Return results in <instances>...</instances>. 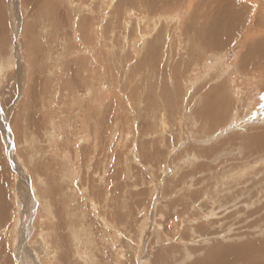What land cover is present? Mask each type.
<instances>
[{
	"label": "rangeland",
	"instance_id": "rangeland-1",
	"mask_svg": "<svg viewBox=\"0 0 264 264\" xmlns=\"http://www.w3.org/2000/svg\"><path fill=\"white\" fill-rule=\"evenodd\" d=\"M71 1H0V264H243L224 249L244 244L264 264V94L240 67L264 0L216 50L200 28L224 1L173 0L180 28L141 51L142 5ZM210 90L223 116L204 122Z\"/></svg>",
	"mask_w": 264,
	"mask_h": 264
},
{
	"label": "bare ground",
	"instance_id": "bare-ground-1",
	"mask_svg": "<svg viewBox=\"0 0 264 264\" xmlns=\"http://www.w3.org/2000/svg\"><path fill=\"white\" fill-rule=\"evenodd\" d=\"M1 1V0H0ZM31 1V0H28ZM73 1V0H72ZM71 1V2H72ZM76 1V0H75ZM173 0H122V2L124 4L127 5H131L136 6V5H142L146 11L143 13L144 17L146 16L148 21H146L145 24V30L144 33H138L137 38H134L133 41L131 42L132 48L134 50L137 51H141L144 47V44H146L145 42H147V39L150 35L151 30L157 29L156 25L157 24H161V21H163L164 19L166 20H172L175 22V25H173V28L175 30L178 31V28H180V20H179V15L178 14H182L181 12L177 13V10H175V8L177 7V5L172 3ZM224 1V6L222 5L220 8V10L223 11V15L221 16V19L218 20V18L216 17V15H212V16H208V27L207 26H203L200 28V36L199 39L202 40L203 42L208 44V47L210 49H219V47H221L223 44L222 43H218L219 39H222V35L225 32H230V33H226L224 35V40H225V44L228 45L229 42L228 40H230L232 38V34L235 33V31L242 25L243 23V19L245 18V16L248 14V8L252 9L254 8V10L257 8L258 11H260V3L259 1H257L256 4L252 3V0H223ZM244 1V2H243ZM70 2V3H71ZM82 2V1H81ZM178 2V1H177ZM75 4V3H74ZM81 4V3H80ZM83 5V2H82ZM80 6V5H79ZM79 9V8H78ZM81 9V8H80ZM79 9V10H80ZM77 11V9H75ZM128 10V9H127ZM209 10V9H208ZM264 10V9H263ZM250 11V10H249ZM84 12V9H83ZM86 12V10H85ZM92 12V11H91ZM244 12V13H242ZM81 13V12H80ZM79 13V14H80ZM177 16H174V14ZM198 14V12H193V15ZM222 13V12H221ZM127 14V13H126ZM206 12L205 15L203 14L204 17H206ZM214 14V13H212ZM155 15V16H150ZM192 15V16H193ZM201 15V14H200ZM3 16H5L4 14H2V8L0 5V25H2L1 20L3 19ZM149 16V17H148ZM240 16H242L241 18H239ZM145 17V18H146ZM144 20V19H143ZM5 22V21H4ZM125 22V21H124ZM179 22V23H178ZM67 23V22H66ZM69 24V23H68ZM174 24V23H173ZM69 26V25H68ZM98 26V25H97ZM127 26V25H126ZM169 26V25H168ZM172 26V25H171ZM77 27V26H76ZM253 29H249L245 34L243 39L241 40V42H245L246 43V50L242 53L241 56V61H240V67L243 68L245 70V72H247L248 74H251V79H252V86L253 88L257 90V86L260 88V92L261 94H264V26L260 27L259 24H257L256 26H253ZM1 28V27H0ZM81 29L80 26L78 27L77 30ZM171 29V28H170ZM4 30V29H3ZM95 31V30H94ZM155 31V30H154ZM36 32V31H35ZM161 33V32H160ZM159 33V34H160ZM204 34H207L206 36ZM5 35V34H4ZM36 35V34H35ZM202 35V36H201ZM80 36V33H79ZM78 36V37H79ZM157 36V35H156ZM171 37V36H170ZM81 38V37H79ZM172 38V37H171ZM96 39V38H95ZM85 40V39H84ZM154 40V39H153ZM172 41V40H170ZM154 42V41H153ZM3 43V42H2ZM155 43V42H154ZM153 43V44H154ZM167 44V43H166ZM5 46V45H4ZM156 46V45H155ZM160 46V44H159ZM169 46V45H168ZM37 48V47H36ZM151 48V47H150ZM0 49L2 50V47L0 46ZM204 49V48H203ZM0 50V51H1ZM165 50V49H164ZM205 50V49H204ZM51 51V50H50ZM9 52V49H8ZM54 52V51H53ZM52 52V53H53ZM36 53V52H35ZM150 53V52H149ZM33 54V53H32ZM162 54V53H161ZM167 54V53H166ZM165 54V55H166ZM8 56V55H7ZM145 56V55H144ZM51 57V56H50ZM147 57V56H146ZM9 58V57H8ZM49 58V57H48ZM173 59V57H171ZM56 59V57H55ZM8 60V59H7ZM85 60V59H84ZM3 61V60H2ZM53 61V60H52ZM143 62V61H142ZM13 63V62H12ZM53 63V62H52ZM51 63V64H52ZM57 63V62H56ZM55 63V64H56ZM239 63V62H238ZM15 67V66H14ZM12 66V68H14ZM18 67V66H17ZM15 67V68H17ZM1 69V68H0ZM5 69V68H4ZM9 69V68H8ZM18 69V68H17ZM3 70V69H2ZM12 70V69H11ZM20 70V69H18ZM242 70V69H241ZM1 71V70H0ZM3 72V71H2ZM1 72V73H2ZM148 72V71H147ZM230 72V71H228ZM5 74V72H4ZM3 74V76H4ZM226 74H227V70H226ZM246 74V73H245ZM12 76V75H11ZM249 78V77H248ZM247 78V79H248ZM10 79V78H9ZM139 80V79H138ZM179 81V80H178ZM178 83V82H177ZM190 83V82H189ZM223 85V83H222ZM221 87V86H220ZM224 87V86H223ZM226 88V87H225ZM163 89V88H162ZM220 89V88H219ZM219 89L217 91H219ZM185 91V90H184ZM197 92V90H196ZM181 94V93H180ZM184 94V93H183ZM219 93H216L215 90H210L207 94L208 99L206 100V106L205 108H202L200 110H198L199 112L197 113L198 115L201 116V118L203 117V119L205 121H209V120H217L216 118L219 117V115L221 113V108L219 107L218 109L215 108V110H212V103L215 102L217 99V97H219ZM216 97V98H215ZM221 98V97H220ZM253 99L252 95L250 94L249 98L245 99L244 102H246V100H248V102L250 101V99ZM200 103V102H199ZM250 103V102H249ZM198 104V103H197ZM247 105V104H245ZM255 105V104H254ZM251 107V106H250ZM204 109V110H203ZM228 111V110H227ZM244 113V112H242ZM215 116V117H214ZM195 117V116H194ZM243 117V116H242ZM232 118H236L235 120H239V122H241V120L243 121V119L245 118H241V120L239 119V115L238 113H234L232 115ZM187 119V118H186ZM193 119V118H192ZM195 120V119H193ZM192 120V121H193ZM235 121L234 119H230ZM219 121V119H218ZM248 122V121H247ZM195 123V122H194ZM197 123V122H196ZM212 123V122H210ZM237 123V122H236ZM252 129H254L252 135H250L248 137V142L250 144H248L250 146V149L254 152H260L262 150H264V126H260L257 127V129H255L254 125L252 127ZM197 134V133H196ZM86 137V136H85ZM85 139V138H84ZM83 139V140H84ZM87 139V138H86ZM247 142V141H246ZM245 142V143H246ZM247 142V143H248ZM247 146V145H246ZM256 154V153H255ZM68 164V163H67ZM71 177V176H70ZM45 182V181H43ZM43 184V183H42ZM48 185V184H46ZM45 185V186H46ZM34 187V186H33ZM87 192V191H86ZM51 194V193H50ZM88 194V193H86ZM58 195V194H57ZM38 197V196H37ZM92 197V196H91ZM42 201L40 202L41 206H43L42 208L44 209L46 216H43V218H39L40 221H43L45 219V217H48L49 219H54L55 215L52 212L53 206L51 204V202L49 201V199L46 198H40ZM36 200V199H35ZM35 208V207H34ZM30 210V209H29ZM42 213V212H41ZM39 215V214H38ZM39 217V216H38ZM45 221V220H44ZM43 221V222H44ZM47 225V224H46ZM143 231V230H142ZM46 233H43L41 235H39V247L38 249L40 251H42V254H45L47 256L50 255V248L48 246V243H46ZM45 235V236H44ZM51 235V234H50ZM76 236V235H74ZM77 239V238H76ZM81 240V239H80ZM256 243V242H255ZM260 244V243H259ZM258 244V245H259ZM78 245V244H77ZM257 245V244H256ZM251 248H255V246L251 245V244H247V245H240V246H228L226 247L224 250L226 252H229L230 254H232L233 258L231 261H233L236 257L238 256V254H241L243 257H245L243 259V264H258L256 258L257 256L255 255L256 258H251L250 255L254 253H258L257 247L255 250V252H251L250 250L247 251V249ZM262 247V245L260 246ZM35 251V250H34ZM250 251V252H249ZM263 253V252H262ZM261 254V252H260ZM229 255V254H228ZM21 257V256H20ZM139 258V257H138ZM37 260V259H36ZM50 261V260H49ZM28 263V262H27ZM226 262H224L223 264H226Z\"/></svg>",
	"mask_w": 264,
	"mask_h": 264
}]
</instances>
